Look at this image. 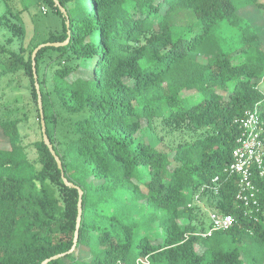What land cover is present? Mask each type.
<instances>
[{
    "label": "trees",
    "instance_id": "1",
    "mask_svg": "<svg viewBox=\"0 0 264 264\" xmlns=\"http://www.w3.org/2000/svg\"><path fill=\"white\" fill-rule=\"evenodd\" d=\"M37 3L58 28L42 43L3 47L0 67L29 79L42 130L32 55L70 37L35 60L46 132L63 168L43 135L31 160L21 120L0 115V264L55 256L48 264H264L263 180L252 217L237 199L238 178L223 185L222 213L235 224L211 237L193 235L189 207L200 186L226 178L246 112L259 105L264 123V3ZM176 133V144L160 149ZM77 187L83 214L68 253Z\"/></svg>",
    "mask_w": 264,
    "mask_h": 264
},
{
    "label": "rangeland",
    "instance_id": "2",
    "mask_svg": "<svg viewBox=\"0 0 264 264\" xmlns=\"http://www.w3.org/2000/svg\"><path fill=\"white\" fill-rule=\"evenodd\" d=\"M260 2L264 3V0ZM57 28V16L51 9L39 5L37 0H0V55L3 47L13 51L19 50L22 40L25 47L31 42L42 43ZM47 72L49 77L52 71L50 69ZM261 87L264 92V85ZM4 113H12L13 117L21 120L22 143L27 148L29 158L36 160L37 153L33 144L42 139V130L31 83L22 72L4 73L0 67V115ZM177 133L173 136L168 135L160 149L170 145L171 142L176 144V140L181 138ZM6 141L0 132V145ZM219 196L208 193L201 203L194 204L192 208L194 224L198 230L208 227V211L222 213L223 203Z\"/></svg>",
    "mask_w": 264,
    "mask_h": 264
},
{
    "label": "built area",
    "instance_id": "3",
    "mask_svg": "<svg viewBox=\"0 0 264 264\" xmlns=\"http://www.w3.org/2000/svg\"><path fill=\"white\" fill-rule=\"evenodd\" d=\"M239 124L241 133L233 152V162L224 170L226 178L217 176L209 183L200 186L193 195L190 208H193L195 203H201L208 193L221 195L223 185L230 178L236 177L238 178L237 199L244 202L248 209L246 214L252 217L254 207L258 206L257 180L264 181V123L261 119L260 106L257 105L253 110L247 111ZM208 217V227L200 228L193 235L202 238L211 237L213 233L228 230L235 224V218L224 213L210 210ZM188 237L189 234L186 235V238ZM135 264H149V259L139 258Z\"/></svg>",
    "mask_w": 264,
    "mask_h": 264
},
{
    "label": "water",
    "instance_id": "4",
    "mask_svg": "<svg viewBox=\"0 0 264 264\" xmlns=\"http://www.w3.org/2000/svg\"><path fill=\"white\" fill-rule=\"evenodd\" d=\"M70 42V37L64 42V43H46V44H41L40 46H38L34 52H33V55H32V59H33V73H34V78H35V87H36V90H37V93H38V103H39V109H40V115H41V125H42V135H43V139H44V142L46 143V145L49 147V149L51 150L52 154L54 155L57 163H58V166L60 169H62V163L60 161V158L56 155V152L54 151V148L48 138V135H47V132H46V124H45V119H44V114H43V109H42V99H41V94H40V86H39V83H38V79H37V72H36V56H37V53L45 48V47H49V46H54V47H60V46H65L67 45L68 43ZM63 179H64V182L67 186H70V183L69 181L64 177L63 175ZM78 188V191H79V203H78V226H77V230H76V234H75V240H74V246L72 247V249L68 252V253H72L75 248H76V244L78 242V239H79V225L81 223V220H82V214H83V208H82V203H83V190L79 187ZM59 256H55L51 259H48L46 260L43 264H48L50 261L52 260H56L58 259Z\"/></svg>",
    "mask_w": 264,
    "mask_h": 264
}]
</instances>
